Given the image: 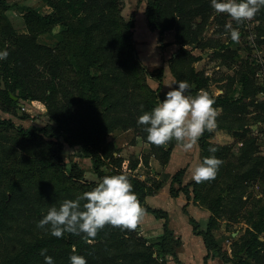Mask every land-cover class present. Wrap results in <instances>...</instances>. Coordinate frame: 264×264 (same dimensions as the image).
<instances>
[{
	"label": "trees",
	"instance_id": "obj_1",
	"mask_svg": "<svg viewBox=\"0 0 264 264\" xmlns=\"http://www.w3.org/2000/svg\"><path fill=\"white\" fill-rule=\"evenodd\" d=\"M42 1L51 12L42 15L25 6L27 32L19 33L8 16L14 5L0 0V52L9 53L0 60V107L15 114L20 101H41L52 122L29 130L0 117V247L5 246L0 264H45L42 249H47L54 264H70L71 255L83 256L87 264H169L171 260L181 264L177 250L182 241L173 234L168 213L146 204V198L163 183L142 180L134 173L141 164L149 168L151 156L166 166L177 144L173 140L158 148L148 143L145 126L138 125V118L163 100L164 69L160 67L159 75L153 77L139 60L135 18L127 20L123 15L125 0ZM142 1L146 2L148 26L159 33L161 41L166 33L175 32L174 44L179 49L169 65L176 84L189 82L194 86L192 95L206 92L220 112L216 130H227L241 142L236 155L232 146L216 144L214 132L206 131L198 140L201 160L215 155L223 161L216 179L182 186L186 170L181 169L173 176L171 194L183 192L188 200L211 212L206 230L190 218L195 233L204 238L206 261L215 256L235 264L237 257L238 264H264V155L251 134V129H257L260 109H264V99H257L264 91L253 78L254 69L243 66L235 76L227 77L225 93L214 96L211 75L196 68L205 54L222 59L223 65L234 62L237 50L218 36L208 37L213 17L224 27L230 17L216 13L211 0ZM255 17L264 33V8ZM224 29L213 34H224ZM48 34L58 39L52 46L39 42L40 36ZM147 77L160 82L158 89L150 86ZM252 115L254 121L248 119ZM119 130H133L136 139L150 146L149 154L128 158L127 171L123 169L126 158L111 138ZM65 143L82 147L84 157L92 159L99 181L87 180L77 165L67 167ZM210 147L217 151L210 153ZM119 174L129 177L145 213L165 220V234L159 239L143 237L140 225L136 231L107 225L91 243L83 234L65 233L56 238L50 234V226L37 227L51 207L91 191L105 176ZM256 182L262 184L261 198L250 189ZM228 214L234 221L241 217L249 226L233 244L232 257L215 235L219 220Z\"/></svg>",
	"mask_w": 264,
	"mask_h": 264
},
{
	"label": "clouds",
	"instance_id": "obj_2",
	"mask_svg": "<svg viewBox=\"0 0 264 264\" xmlns=\"http://www.w3.org/2000/svg\"><path fill=\"white\" fill-rule=\"evenodd\" d=\"M211 7L216 13L227 14L237 24H243L252 21L264 8V0H211ZM225 28L232 41L238 43L239 30L231 23ZM8 55L6 50L0 52V60L7 59ZM176 85L169 88L156 107L138 118V125L145 126L148 143L159 148L175 140L185 152H189L206 131H216L219 112L214 107L215 101L203 90L192 95L194 86L186 80ZM216 151L215 147L209 148L210 153ZM222 163L215 155L204 158L194 169L192 179L197 184L215 180ZM81 201L86 202L81 206ZM144 215L145 209L133 191L129 177L119 174L105 176L91 191L75 200H64L58 208L51 207L37 227L45 229L50 226L48 230L56 238H63L65 233L83 234V238L91 243L107 225L136 231ZM46 252L47 249H42L40 253L45 257V264H54ZM69 259L70 264H87L83 256L71 255Z\"/></svg>",
	"mask_w": 264,
	"mask_h": 264
},
{
	"label": "rangeland",
	"instance_id": "obj_3",
	"mask_svg": "<svg viewBox=\"0 0 264 264\" xmlns=\"http://www.w3.org/2000/svg\"><path fill=\"white\" fill-rule=\"evenodd\" d=\"M16 1V2H15ZM31 1V0H29ZM28 0H11L14 4V8L8 12V16L10 17L13 25L17 29L19 33H22L26 30V26L24 23L23 16L21 15L23 9L28 7L25 3L29 2ZM33 4L35 5L38 0H32ZM142 0H125V6L123 15L127 20H133L134 18L138 20V31L135 32L134 39L135 42L139 41V45L136 43L138 58L142 62V64L151 72V75L158 76L160 67H148L145 62L141 60L147 58L146 54L149 55V58H155L159 55L160 48L163 45H160L158 34H151L147 33L145 30L147 24L146 16L141 13V5L140 3ZM22 2L24 4H19ZM230 17L228 15H223ZM215 18H212V25L208 27L209 33L208 37L211 36H218L222 43L225 45H229L231 49L237 50V55L234 62L228 63L227 65L222 64V59L215 58L211 56L204 55V59L196 64L197 70L204 71L206 74L211 75L212 77V85L210 91L214 96L223 95L225 93L226 87L228 85V76H235L236 73L244 66V67H251L254 69V80L256 81L257 85L262 87V91H264V33L260 32L261 22L256 21L253 24L252 29H248L245 27V23L237 24L235 21L231 19H225V24L231 23L233 28H237L239 33L242 35L239 38V42H233L231 39V35L229 32L225 31L224 34L221 35H214L213 32L219 29H224L223 25L219 24V21H215ZM231 19V20H230ZM225 25V26H226ZM263 25V23H262ZM225 30V29H224ZM219 34V33H217ZM175 32L171 31L164 35L163 41L168 39H174ZM58 41L57 37L53 35H42L39 37V42L47 44V45H54ZM143 43H145L146 47H143ZM232 43V44H231ZM156 44V45H155ZM171 44H164L163 48H166ZM159 46V47H158ZM143 47V48H142ZM146 48L147 52L143 51ZM179 47H175L174 50H171L168 53V62L169 59L176 53ZM159 51V52H158ZM213 51V50H211ZM197 55L200 54L199 51H195ZM206 56V57H205ZM148 83L151 80V77H147ZM158 82V81H157ZM150 84V83H149ZM236 97L239 96L238 93L235 95ZM257 99H264V92L259 93ZM16 113H5L0 107V117L3 119H12V121L18 126L22 125L24 128L32 130L35 127H44L51 122V119L48 115L47 106L44 102L41 101H20L19 105L16 107ZM220 113V112H219ZM260 117L258 118L257 122V129L256 131L252 130V126L254 124L249 125L251 129V134L253 137L258 139V143L262 148V152L264 155V109H260L259 113ZM26 117L25 119H22ZM254 115L249 116L248 119L254 121ZM224 138L218 139L220 142L216 144L220 145H230L232 146V152L236 155L240 154V147L241 142L236 141L234 137L227 131L224 130ZM112 140L116 143L117 147L121 151V155L126 158V161L123 164L124 171L128 170L129 161L128 158L131 156H142L144 150V141L139 138L136 139V135L133 130L129 131H122L119 130L111 135ZM227 138V139H226ZM135 143V144H134ZM134 144V145H133ZM63 157L67 167L70 169L72 166L77 165L85 172V177L89 181H99L98 175L94 171L93 161L90 158L84 157L82 153L81 146H71L68 143L64 144L63 150ZM144 167V166H143ZM109 170V169H108ZM106 169V171H108ZM147 171L144 168H140L138 171H134L135 175L138 177H142L145 175ZM145 173V174H144ZM151 179H156V177H150ZM250 189L255 193L257 198L262 197L261 189L262 184L260 182L252 183L250 185ZM220 227L217 231H215L218 235V239L223 245V249L232 256L233 254V244L245 235L246 230L248 229V224L239 218V221H234L228 214V216L222 217L220 220ZM207 222L201 221L200 228L201 230L207 229ZM142 234V232H141ZM143 235V234H142ZM144 237V236H143ZM264 237V234H263ZM147 239V238H146ZM5 246L2 248L0 247V251H4ZM235 264H238V258L233 259Z\"/></svg>",
	"mask_w": 264,
	"mask_h": 264
},
{
	"label": "crops",
	"instance_id": "obj_4",
	"mask_svg": "<svg viewBox=\"0 0 264 264\" xmlns=\"http://www.w3.org/2000/svg\"><path fill=\"white\" fill-rule=\"evenodd\" d=\"M8 1L13 4L11 0ZM19 4L24 3L19 2ZM25 4L28 7L36 8L37 11L42 15L51 12V7L48 4H45L42 0H38L35 5L33 4L32 0ZM140 5L141 13L144 16L146 10V2L142 1ZM23 11L21 13L22 16L24 15ZM135 24L136 32L138 31L137 17L135 19ZM145 25L147 28L145 31L147 33H151L152 35L156 33L159 36V33L157 31H152L149 28L148 23ZM22 33H25V31ZM158 39L159 43H157V45H171L167 46L166 48L161 47L160 52L158 51L159 55L155 58H149V55L146 54V60L142 58L141 60L145 62L148 67L159 66L164 69L163 84L160 91V94L164 99V96L166 92L170 90V87H177L176 80L171 73L170 65L167 59L168 53L171 50H174L177 45L174 44L175 39L161 41L160 36L158 37ZM136 43L137 45H139V41L137 42L136 40ZM142 46L146 47L145 43H143ZM145 49L146 48H144L143 51L147 52V50ZM149 83L153 89H158V87L160 86V82H157V80L154 78H151ZM223 131L224 130L214 131V137L212 138V141L219 143L220 141L218 139L224 138V135L221 134L224 133ZM143 153H150L149 144L144 143ZM137 157L141 158L140 155H138ZM201 163V148L198 142L195 148L189 152H185L182 146L177 143L171 154L170 161L166 166H163L154 156H151L150 167L147 168L141 164L136 171H138L140 168H144V170L147 172L146 174L144 173L145 175H142V177L139 176L140 179L148 180L150 177H156L163 183L160 190L156 191L154 194L149 195L146 198V204L152 208L161 209L168 213L170 228L172 229L175 237L180 238L182 241L181 246L177 250L178 258L181 261V264H233V261L226 262L221 257L215 256L210 257L207 261L205 260V257L208 255V251L205 245L204 238L201 235L195 233L194 225L193 223H191L190 218H193L197 223H199V225H201V221H205L208 224V221L211 217V212L208 209L199 206L193 199L188 200L187 196L183 192H180L178 196H173L171 194L173 176L181 169H185L186 173L183 178L182 186L189 184L194 181L192 179L194 169ZM176 187L178 188V185H176ZM164 224L165 220L158 219L154 214L147 212L145 213L140 224L141 232L143 236L148 240H157L165 234ZM215 235L218 239L219 237L216 232ZM169 264L180 263L171 260Z\"/></svg>",
	"mask_w": 264,
	"mask_h": 264
},
{
	"label": "built area",
	"instance_id": "obj_5",
	"mask_svg": "<svg viewBox=\"0 0 264 264\" xmlns=\"http://www.w3.org/2000/svg\"><path fill=\"white\" fill-rule=\"evenodd\" d=\"M220 15H227V14H220ZM254 22H255V18L252 21L244 22L245 23V27L248 28V29H252ZM241 37H242V35L240 34V38Z\"/></svg>",
	"mask_w": 264,
	"mask_h": 264
},
{
	"label": "water",
	"instance_id": "obj_6",
	"mask_svg": "<svg viewBox=\"0 0 264 264\" xmlns=\"http://www.w3.org/2000/svg\"><path fill=\"white\" fill-rule=\"evenodd\" d=\"M206 56H208V55H206ZM206 56H205V57H206Z\"/></svg>",
	"mask_w": 264,
	"mask_h": 264
}]
</instances>
